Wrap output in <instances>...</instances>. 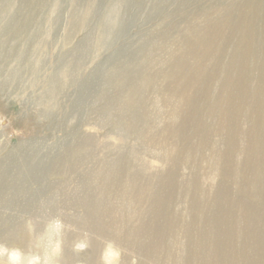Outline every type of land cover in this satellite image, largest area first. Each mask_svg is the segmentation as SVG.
<instances>
[{
    "label": "rangeland",
    "instance_id": "obj_1",
    "mask_svg": "<svg viewBox=\"0 0 264 264\" xmlns=\"http://www.w3.org/2000/svg\"><path fill=\"white\" fill-rule=\"evenodd\" d=\"M109 250L264 264V0H0V264Z\"/></svg>",
    "mask_w": 264,
    "mask_h": 264
},
{
    "label": "bare ground",
    "instance_id": "obj_2",
    "mask_svg": "<svg viewBox=\"0 0 264 264\" xmlns=\"http://www.w3.org/2000/svg\"><path fill=\"white\" fill-rule=\"evenodd\" d=\"M9 66H10V63H9ZM104 257L106 258V264H116V263L113 262L112 260H109V259H111V257H112L111 250H109V251L104 255Z\"/></svg>",
    "mask_w": 264,
    "mask_h": 264
}]
</instances>
